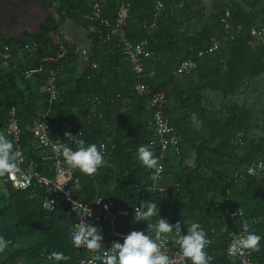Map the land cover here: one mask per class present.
<instances>
[{
    "label": "trees",
    "instance_id": "16d2710c",
    "mask_svg": "<svg viewBox=\"0 0 264 264\" xmlns=\"http://www.w3.org/2000/svg\"><path fill=\"white\" fill-rule=\"evenodd\" d=\"M42 2L55 8L59 18L51 13L34 36L2 43L11 51L8 67L0 70V131L8 134L15 109L23 157L32 158L50 177L54 172L42 160L31 132L42 116L53 129L52 137L67 146L75 148L66 131L81 133L86 144H105V165L92 176L70 169L69 186L75 198L89 204L98 196L117 197L127 212L116 222L117 232H147L148 222L133 223L134 207L142 200L157 201L160 216L173 224L181 221L184 234L190 223L201 224L211 240L206 249L210 264H234L227 247L247 220L250 231L262 237L260 251L251 252L253 264H264V36L251 34L263 24L264 0H216L211 12L203 0ZM122 6L129 15L118 27ZM68 23L90 33L86 54L62 33ZM122 30L134 42L146 40L156 53L143 61L140 73L123 55ZM215 42L218 46L211 49ZM186 59L194 68L177 74ZM53 72L55 100L49 92ZM136 85L146 89L138 92ZM157 96L177 136L178 151L172 145L163 149L154 133L158 107L151 102ZM193 113L203 122L199 130L190 119ZM10 138L15 140V135ZM141 145H151L164 164L158 180L155 170L136 157ZM251 166L254 173H248ZM64 199L61 192L57 209L47 211L43 188L32 199L7 177L0 179V235L11 241L0 253V264L19 259L24 264H57L47 259L51 251L71 257L58 264H76L84 252L73 247L69 232L78 218ZM227 207L234 216L225 212ZM108 229L103 232L108 247L113 240L123 242V235H108Z\"/></svg>",
    "mask_w": 264,
    "mask_h": 264
},
{
    "label": "clouds",
    "instance_id": "9594fccd",
    "mask_svg": "<svg viewBox=\"0 0 264 264\" xmlns=\"http://www.w3.org/2000/svg\"><path fill=\"white\" fill-rule=\"evenodd\" d=\"M190 119L197 130L203 126V122L198 119L196 113H193ZM80 135L81 133L73 135L68 131L64 133L67 141L74 144L75 148L65 144L52 145V147L55 153L62 156L69 169L79 170L86 176H92L106 163L105 145L86 144ZM10 136L11 133L0 132V178L13 179L21 172L23 153L15 146ZM136 157L147 169L155 170L157 173L161 171L159 157L154 154L151 145L139 146ZM104 208L107 210L108 205L105 204ZM122 214L127 215V212ZM239 214L243 215V211L240 210ZM91 215L90 210L88 216ZM156 216L159 218L153 220ZM135 222H148V231L133 229L123 235V242L113 240L110 242V247H105L102 227L86 222L82 217L70 230V241L75 248L89 250L92 255L88 264H173L165 245L170 237H174V243L181 254V261L190 260L191 264H210L212 257L208 255L206 249L211 244V240L208 239L200 223H190L187 233L184 234L181 221L173 224L167 218L161 217L158 202L151 200H142L139 206L134 207L133 223ZM261 239L260 235L250 231L248 221L244 220L241 233L232 238L228 254L233 256L237 253L243 254L245 251L258 252ZM9 243L4 236L0 235V253L6 251ZM47 259L58 264L60 261L70 260L71 257L62 251H51Z\"/></svg>",
    "mask_w": 264,
    "mask_h": 264
},
{
    "label": "built area",
    "instance_id": "2783aa9c",
    "mask_svg": "<svg viewBox=\"0 0 264 264\" xmlns=\"http://www.w3.org/2000/svg\"><path fill=\"white\" fill-rule=\"evenodd\" d=\"M94 15L98 17L100 15V7L98 5L95 6ZM129 12L126 6H122L119 11L117 25L118 27L124 26L127 22ZM104 22L109 25V21L104 20ZM251 34L257 38L264 36V19L263 24L260 27H253L251 29ZM110 38V36L108 37ZM58 43L61 45V49H64L65 46L62 43L61 37L57 38ZM35 44V43H34ZM121 44L123 55L126 59H129L134 64V69L137 72L143 71V61L148 58H155L156 53L150 51L146 46L147 41H139L134 42L131 39H128L123 30L121 31ZM218 46V43L215 42L211 49H214ZM26 47L29 48L30 45L26 44ZM11 48L7 44L0 43V57L3 60H7L10 57ZM82 54H86L87 49H81ZM195 63L186 59L182 61L180 66L178 67L176 73L179 75L184 74L185 72L193 69ZM146 89L145 85H136V90L138 92H143ZM49 92L51 100H55L58 97V84H57V73L53 72L52 76L49 80ZM152 105L157 106L158 109L155 111L153 130L156 135L161 137V147L163 149H167L169 145L178 151L176 146L177 144V136L174 135L173 128L169 126L166 119H164L162 113V100L159 96L155 97L152 102ZM1 123V122H0ZM1 127V124H0ZM7 133H13L15 135V143L16 147L22 150V143L20 144V134L21 127L19 121L16 116V110L12 109L10 113V120L7 126ZM52 127L48 123L45 116H42L33 126L31 132L35 138V145L37 150L41 153L42 160L49 166L50 170H53L54 176L50 177L44 175L40 170L35 167L34 160L32 158H25L20 164L21 172L16 174L13 179H9L13 187L18 190H26L29 192V197L34 198L37 195V191L41 188L44 189L45 195L43 200V205L48 210H54L60 200V193L62 192L65 195V203L69 204L70 210L73 213L79 214L80 219L84 217L86 222L92 223L99 227L108 224L109 229L107 231L108 235L112 233L118 235H124L115 230V224L119 217L123 213V208L120 200L114 196H99L96 198L95 202L92 204L75 201L74 197L70 195L72 193L73 188L69 186L71 181V172L70 169L65 166L66 164L63 161L62 156H59L55 153L52 145H60L63 144L60 139L52 137ZM1 132V131H0ZM169 135V137H166ZM105 145V144H104ZM105 150V148H104ZM161 171L157 173L154 171L153 178L158 180L163 172H164V164L160 162ZM248 173H254V169L251 166L248 169ZM69 181V183H68ZM62 189V190H61ZM72 189V190H71ZM162 189V188H160ZM100 201V202H99ZM54 202V203H53ZM99 202V203H98ZM107 204L108 208L105 210L104 205ZM92 212L91 216H88ZM225 212L234 216L235 213L230 210L229 207L225 209ZM80 221V220H79ZM241 233V232H240ZM238 233V235L240 234ZM236 234H232L235 236ZM232 241V239H230ZM104 246L108 247L106 240L104 239ZM168 255L170 256L173 264H191L188 261H181V254L178 246L174 243V239L169 238L168 243L165 245ZM171 248H174L173 251ZM227 247V254H228ZM81 252H84V255L81 256L77 261V264H88V261L91 259V253L86 248H79ZM251 253L245 251L243 254L237 253L233 256L228 254V258L232 260L234 264H253V259L251 257ZM211 256V255H209ZM212 257V256H211ZM213 260V259H212ZM211 260V261H212ZM22 262H18L17 264H21Z\"/></svg>",
    "mask_w": 264,
    "mask_h": 264
},
{
    "label": "crops",
    "instance_id": "0c3cea01",
    "mask_svg": "<svg viewBox=\"0 0 264 264\" xmlns=\"http://www.w3.org/2000/svg\"><path fill=\"white\" fill-rule=\"evenodd\" d=\"M28 1H32V3H33L34 0H27V2ZM203 1L207 5L209 11L211 12L213 10V5H214L216 0H203ZM32 3H30V4H32ZM36 3L39 4V6H41V5L44 6V8L39 7L40 11H41L40 13L47 14V15L50 14L51 8L45 7L42 0H37ZM27 5H29V4H27ZM28 13L30 16L28 18L27 17L23 18L24 23L22 25H16V27H10V25H7L10 32L8 30H6L5 28L2 29L0 27V43H3L5 40H14L16 42H19L24 37L34 36L36 33H38L37 28L38 27L40 28V24H37L38 16L35 15L33 11L31 13L29 11ZM30 18H32V19H30ZM1 23H2V21H0V24ZM62 33L65 35V37L71 43H75L76 45H78V47H80V49H87L88 47H90V33L87 30H85L84 28L77 26L74 23H68L64 28H62ZM54 37L58 38L59 36L54 34ZM7 67H8V61L0 58V70H4ZM9 183L11 184V186H13V184L10 180H9ZM20 191H26V190H20ZM28 195H29V192H28ZM44 195H45V192H44ZM59 204H60V201L58 202V204L54 210H48L45 208L44 205L43 206L47 211H55ZM76 216L78 218V220H77V223H78L80 220V215L76 214ZM106 226H109V225L105 224V225H103V228H105ZM102 234H103V236L105 235L104 233H102ZM80 257L81 256H78L77 261ZM20 261L22 262L21 264H24V260H22V259L17 260V262H15L14 264H17ZM76 264H77V262H76Z\"/></svg>",
    "mask_w": 264,
    "mask_h": 264
},
{
    "label": "flooded vegetation",
    "instance_id": "af4514ba",
    "mask_svg": "<svg viewBox=\"0 0 264 264\" xmlns=\"http://www.w3.org/2000/svg\"><path fill=\"white\" fill-rule=\"evenodd\" d=\"M4 1L7 2V0H0V21H2V23L0 24V27L2 29L5 28L6 30L9 31V28L7 27V19L13 20L14 18H16L17 25H22L24 23L23 18H26V17L28 18L30 15L29 16L27 14L22 15L21 12L19 13L20 11L19 9L18 11L9 9L8 7L5 6V3H3ZM36 1L37 0H34L33 3L32 1H28V4H29L28 7L30 9V13L33 11L34 14L38 16L37 24H40V28H41V25L48 19L50 14L47 15V14L40 13L41 11L39 7H42V6H39V4L36 3ZM29 2L32 4H30ZM40 28L39 27L37 28L38 32L40 31Z\"/></svg>",
    "mask_w": 264,
    "mask_h": 264
},
{
    "label": "water",
    "instance_id": "95a60500",
    "mask_svg": "<svg viewBox=\"0 0 264 264\" xmlns=\"http://www.w3.org/2000/svg\"><path fill=\"white\" fill-rule=\"evenodd\" d=\"M3 3H5V6L8 7L9 9L16 11H18L19 9L20 10L19 13L21 12L22 15L27 14L29 16L28 11H30V9L27 5L28 4L27 0H7V2L4 1ZM42 7L44 8V6ZM51 13H53L57 18H59V15L55 8H51L50 14ZM7 25H10V27H16L17 19L16 18H14L13 20L7 19Z\"/></svg>",
    "mask_w": 264,
    "mask_h": 264
},
{
    "label": "rangeland",
    "instance_id": "374dc122",
    "mask_svg": "<svg viewBox=\"0 0 264 264\" xmlns=\"http://www.w3.org/2000/svg\"><path fill=\"white\" fill-rule=\"evenodd\" d=\"M57 42H58V41H57ZM0 58H1V57H0ZM68 183H69V181H68ZM70 187H72V185H70ZM71 190H72V189H71ZM74 191H75V189H73V190H72V193H70V195H72V197H74V195H73V194H74V193H73ZM98 197H99V196H98ZM96 198H97V197H96ZM96 198H95V200H96ZM74 200H75V201H79V202H81L80 199H77V198H75V197H74ZM95 200H94L93 202H95ZM82 202H83V201H82ZM85 203H87V202H85ZM65 204H66V205H69V204H67V203H65ZM69 206H70V205H69ZM118 222H119V220H117V223H118ZM114 228H115V227H114Z\"/></svg>",
    "mask_w": 264,
    "mask_h": 264
}]
</instances>
